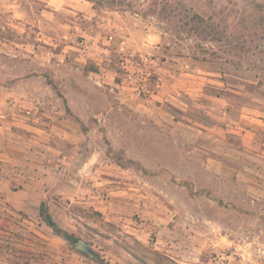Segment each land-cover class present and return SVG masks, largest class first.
<instances>
[{
	"label": "rangeland",
	"instance_id": "rangeland-1",
	"mask_svg": "<svg viewBox=\"0 0 264 264\" xmlns=\"http://www.w3.org/2000/svg\"><path fill=\"white\" fill-rule=\"evenodd\" d=\"M191 261L264 264V0H0V264Z\"/></svg>",
	"mask_w": 264,
	"mask_h": 264
},
{
	"label": "crops",
	"instance_id": "crops-1",
	"mask_svg": "<svg viewBox=\"0 0 264 264\" xmlns=\"http://www.w3.org/2000/svg\"><path fill=\"white\" fill-rule=\"evenodd\" d=\"M12 143H15V145H18V149L23 151V155L20 158L18 155H14L15 151H10L7 149H4V154L5 157L8 159H11L13 162H15L14 158H19L21 161V165L23 167V172L25 173L23 176V187L24 190L27 191H32L28 193V197H31L32 195L39 196L42 193V189L40 184L42 183V174H41V169L43 166H45L44 159H43V150L42 147L39 148L38 146L41 145L40 140L43 138L37 134H33L31 137L25 138L23 140H19V138H12ZM26 145V146H25ZM33 147V149L31 148ZM46 155V154H45ZM11 178L10 179H21V177H17L16 174L11 173L10 174ZM40 187V190L38 189ZM140 186H137L135 184H131L129 188L131 189H140ZM34 193V194H33ZM126 193H129L131 196L133 194H136L137 197V202H135L136 205H140V211L143 215L144 218H146V222H143L142 225L137 227L138 229L136 230V233L139 235L140 238H143L144 241L147 240V235L148 233L152 230V222L149 221L148 219L152 218V212L151 211V202L149 198L144 199L142 196H148L149 194H145L142 191L133 193V191H129L128 189H124L123 191H120V195H123L124 197L126 196ZM125 199V198H124ZM159 249L164 248L163 246H156ZM180 262L181 260H177ZM182 264H198L197 262L191 261L188 263L181 262Z\"/></svg>",
	"mask_w": 264,
	"mask_h": 264
},
{
	"label": "trees",
	"instance_id": "trees-1",
	"mask_svg": "<svg viewBox=\"0 0 264 264\" xmlns=\"http://www.w3.org/2000/svg\"><path fill=\"white\" fill-rule=\"evenodd\" d=\"M96 2L102 3L103 0H94ZM40 215L43 218V220L53 228V230L65 237L68 241L76 243L78 241V237L75 236L73 233L68 232L67 230H64L59 226V224L54 220L51 213L49 212L48 206L45 202H42L40 206Z\"/></svg>",
	"mask_w": 264,
	"mask_h": 264
},
{
	"label": "water",
	"instance_id": "water-1",
	"mask_svg": "<svg viewBox=\"0 0 264 264\" xmlns=\"http://www.w3.org/2000/svg\"><path fill=\"white\" fill-rule=\"evenodd\" d=\"M77 248L85 251V252H89L91 250V246L85 242L84 240H78L77 242Z\"/></svg>",
	"mask_w": 264,
	"mask_h": 264
}]
</instances>
